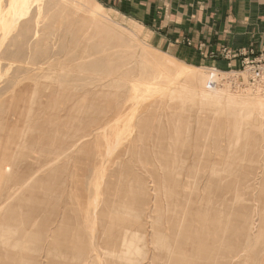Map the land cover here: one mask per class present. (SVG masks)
<instances>
[{"label":"rangeland","instance_id":"obj_1","mask_svg":"<svg viewBox=\"0 0 264 264\" xmlns=\"http://www.w3.org/2000/svg\"><path fill=\"white\" fill-rule=\"evenodd\" d=\"M80 1L98 15L89 17L76 0H0V191L17 167H27L25 157L41 159L34 192L26 187L3 216L19 226L11 234L35 224L37 242L29 236L23 243L36 242L42 264H94L92 249L103 244L101 211L107 221H133L140 213L147 258L140 264H151L153 256L166 264L161 253L168 252L181 264H264L259 92L241 88L251 107L228 100L227 93L241 91L228 87L232 74L196 70L149 44L97 0ZM181 71L204 82L224 79L221 94L214 102L199 100L186 90ZM168 164L181 174L171 182L190 198V217L211 200L210 240L202 230L195 240H176L169 229L161 241ZM156 185L161 213H153ZM129 224L134 237L137 221ZM99 262L125 263L104 256Z\"/></svg>","mask_w":264,"mask_h":264},{"label":"crops","instance_id":"obj_2","mask_svg":"<svg viewBox=\"0 0 264 264\" xmlns=\"http://www.w3.org/2000/svg\"><path fill=\"white\" fill-rule=\"evenodd\" d=\"M163 53L225 74L264 58V0H97ZM229 53L231 60L224 57Z\"/></svg>","mask_w":264,"mask_h":264},{"label":"bare ground","instance_id":"obj_3","mask_svg":"<svg viewBox=\"0 0 264 264\" xmlns=\"http://www.w3.org/2000/svg\"><path fill=\"white\" fill-rule=\"evenodd\" d=\"M77 1L78 0H76V6L79 9H81L85 14H87L89 17L94 18L95 15H98L96 12L93 11V9L87 3L82 2V1L80 2H77ZM97 6L101 8L99 4H97ZM92 13L95 15H93ZM194 69L200 70L201 68L194 67ZM67 73H70V72H67ZM226 75H229V74H226ZM180 76L183 78L184 84L186 86V90L195 93L196 96L198 95L200 97L199 100L201 99L203 101H208V102L213 101L214 99L217 98L215 94L218 95V94H221L219 92H222V91L217 90L219 88L218 86H221L220 84L216 86L209 85V83L215 82L216 80L209 79L204 82L202 78L198 79L197 75L187 74L182 71L180 72ZM94 77H98V76H94ZM228 87L231 88L230 86ZM242 92H245V91L241 89V91H238L235 94L227 93V95H233L230 98H228V100L232 102H236V101L242 102L243 106H246V107L248 106L251 107V105H254L252 100L249 98V96L246 95V93H242ZM257 92H259V94L257 93L256 94L260 98V99L257 98L259 106L264 111V100H263L264 91H257ZM215 101L217 102V100ZM180 132L178 130H173V133H175V136L177 135V137H179ZM167 144L169 145L168 146L169 148L174 147V142L172 141L167 140ZM25 158L28 161L27 167H25L24 169H19V167H17L16 174H12V176L8 175L7 187L5 189L1 188L2 191H0V217H2L0 219V226H1V229H3L2 233L7 234L4 237L3 243L0 244V264H42V262L38 260V256L36 254L37 248L35 247V245L37 242L38 231L33 230L35 224L32 226L33 228L30 231H25L23 233L21 232L20 229L17 228L19 226L15 224V221H14L15 219H8L7 217L5 220V218L3 217L7 215V211L12 206V203H13L12 201L15 200L17 197L24 194L25 192L24 189L26 187H29V190L32 192H34V189L36 188L34 182L36 181L37 176H38L37 172L41 168L40 167L41 159L38 156L25 157ZM51 162H52V159L46 160L47 164ZM164 169H168L169 171H171V174L165 175L164 177L163 190L165 192V196L167 197L166 209L169 215L167 219L168 227H166V229L161 231L163 233L161 237V241L163 243L167 242L168 237H169L167 232L169 229L173 233L172 238L174 239L180 238V237L183 238L185 236V238H188L190 240L191 239L195 240V238L199 236L202 230V232L207 236V240H210L211 235H212L211 216H212V210H213L211 208V200L208 198L204 206L201 203L199 207L197 208V214H194L193 216H191L192 217L191 218L190 212H191L192 203H191L190 198L187 197V194H185V191L182 193L180 191H177V188H175L174 185H172L173 183L171 182L173 176L177 179L181 176V174L180 176L176 177V174L171 169L169 164L168 166H165ZM27 173H30V176L33 179H27L26 181L25 178L27 177ZM178 182H179L178 184H180V179L178 180ZM187 186H185V188ZM157 188L158 187L156 185L155 191L158 194V196L155 199V203L153 206L154 208L153 213L163 212V208L161 207V203L159 201V188L158 189ZM149 197L150 196L148 194V189L146 188V190H143V198L148 199V204L150 203ZM114 201L117 202V200H114ZM19 208L20 207H17L16 209L18 210ZM114 213H116V211H114ZM126 214L130 216L131 213L128 214L127 212ZM138 214L137 213L135 214V220L137 221V224H136L137 229L135 230L136 232L135 236L132 237V225H130L129 222L134 223L135 220L133 221L129 219L123 220V219H120L119 217H115L114 219L107 221L106 220V217L108 218L107 213L106 212L103 213L101 211V215H102L103 223H104V231L102 233L103 244L101 245L99 244L95 248L92 249L91 256H90L92 263L100 264L99 261H100L101 256H104L105 258L108 257L109 259L111 257L112 259H115V260H122L123 262L127 264H140L141 263L140 261H144L147 259L145 258V255H144V251L146 249V243L142 237V234L144 231L143 228L145 227V223L142 224V221H140L141 217ZM200 216L202 217L204 216V221L200 219L201 218ZM152 218L154 221V223L152 224L155 230L154 233H158L160 230L156 228L154 216ZM15 225H17L15 232L11 234V229H12L11 227ZM115 228L118 231V232L116 231L117 233L116 236H115V233L112 234V230ZM59 234L60 232L56 231L54 233V239L56 238V235L59 236ZM3 236L4 234H2V237ZM9 236L11 238H9ZM29 236H31V238L36 241L35 243H33V246L29 245L28 243L27 244L23 243V241L25 239H28ZM152 241L156 242V239L154 238ZM179 246L181 245L179 244ZM40 248L42 247H39L38 249ZM161 255L166 256L165 257L167 260L166 264H181V261H183L181 258H177V256H174L169 252L168 254L161 253ZM140 257H143V259H140ZM151 260H152L151 264H156V262L158 261L155 258V256H153ZM46 264H56V263L49 262ZM107 264H116V263L107 262Z\"/></svg>","mask_w":264,"mask_h":264},{"label":"built area","instance_id":"obj_4","mask_svg":"<svg viewBox=\"0 0 264 264\" xmlns=\"http://www.w3.org/2000/svg\"><path fill=\"white\" fill-rule=\"evenodd\" d=\"M224 57L227 60H231L228 52H224ZM241 64L240 70L225 73L232 74L226 79L227 84L229 82L232 85L230 86V84H228V86L232 89H240L246 88L245 86L248 85V88H252L251 90L254 92L264 91V58L262 56L255 57L252 52L242 60ZM223 81L224 79L216 80L215 82L209 83V85H223Z\"/></svg>","mask_w":264,"mask_h":264}]
</instances>
